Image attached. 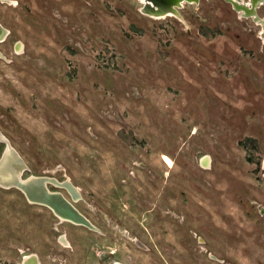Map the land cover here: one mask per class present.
Here are the masks:
<instances>
[{
	"label": "rangeland",
	"instance_id": "rangeland-1",
	"mask_svg": "<svg viewBox=\"0 0 264 264\" xmlns=\"http://www.w3.org/2000/svg\"><path fill=\"white\" fill-rule=\"evenodd\" d=\"M141 6L0 0V133L93 226L0 187V264H264V33Z\"/></svg>",
	"mask_w": 264,
	"mask_h": 264
},
{
	"label": "water",
	"instance_id": "water-1",
	"mask_svg": "<svg viewBox=\"0 0 264 264\" xmlns=\"http://www.w3.org/2000/svg\"><path fill=\"white\" fill-rule=\"evenodd\" d=\"M200 0H143L140 11L150 16L165 17L171 16L181 18L178 9L182 8L184 4H198ZM229 3L232 9L238 13L241 18H252L253 22L261 25L264 28V15L259 16L257 9L264 7V0H224ZM5 144L0 154V169L3 162L4 153L7 148L6 141H0ZM9 149L13 154L17 152L9 145ZM19 156V155H18ZM10 164L19 171L10 180H3L2 183L9 184L5 187L0 184V187L9 188L16 187L24 191L28 200L43 203L48 205L55 214L62 215L65 219L74 223L84 224L93 227L89 221L78 212V210L62 195V193L49 192L47 183L54 185L63 184L57 182L55 179L44 175H29L21 179L25 167L21 168L19 161L12 160ZM21 169V170H20ZM6 185V184H5ZM61 186H64L61 185ZM65 187V186H64ZM67 189V188H66Z\"/></svg>",
	"mask_w": 264,
	"mask_h": 264
},
{
	"label": "bare ground",
	"instance_id": "bare-ground-1",
	"mask_svg": "<svg viewBox=\"0 0 264 264\" xmlns=\"http://www.w3.org/2000/svg\"><path fill=\"white\" fill-rule=\"evenodd\" d=\"M141 2H143V0H140ZM171 16H173L172 14H169ZM262 16V15H261ZM153 17H156L158 18L157 16H153ZM260 34L264 33V28L260 25ZM262 29V30H261ZM1 30V29H0ZM2 36L0 37V41L2 40ZM21 46V45H20ZM20 47L19 45L16 46V49L18 50ZM0 141H6L7 142V148L5 150V153H4V158H3V162L1 164V167L2 169H0V180L3 181V180H10L16 173L19 174V171H17V169H15L11 164L10 162L12 160L14 161H19V165L21 166V168H24V165L23 163L21 162V159L20 157L18 156V154H13L11 152V150L9 149V145L10 143L8 142V140L5 138V136L0 133ZM11 146V145H10ZM15 151V150H14ZM202 161H204V159H202ZM204 163V162H203ZM207 164V163H206ZM21 170V169H20ZM36 176V175H35ZM53 178V177H52ZM21 179H23V177H21ZM57 180V179H56ZM68 180V179H67ZM65 181V182H62L64 184V186L67 187V190L73 195L74 198L77 197V193H76V189L74 188V186H72V184L69 182V181ZM0 181V184H3L5 187H8L9 184L7 183H2ZM6 184V185H5ZM63 184H58L59 186L60 185H63ZM48 187V186H47ZM22 191V189H20ZM48 191L49 192H56L55 190L52 191V189H49L48 188ZM24 193V191H22ZM59 192V191H58ZM72 197V196H71ZM65 198V197H64ZM78 198V197H77ZM75 201V199H72ZM263 212V211H262ZM59 219L61 221H65L67 219H65L62 215H59V214H56ZM22 264H38L37 263V260L35 258L34 255H27L24 257V260H23V263Z\"/></svg>",
	"mask_w": 264,
	"mask_h": 264
},
{
	"label": "flooded vegetation",
	"instance_id": "flooded-vegetation-1",
	"mask_svg": "<svg viewBox=\"0 0 264 264\" xmlns=\"http://www.w3.org/2000/svg\"><path fill=\"white\" fill-rule=\"evenodd\" d=\"M227 3V2H226ZM229 4V3H228ZM229 6H230V9L231 10H233L232 9V7H231V5L229 4ZM263 9H264V7L263 6H261ZM259 9V8H258ZM258 9H257V11H258ZM233 12H235L234 10H233ZM236 13V12H235ZM236 15H237V17L238 18H240L239 17V15H238V13H236ZM251 20H252V18H250ZM253 21V20H252ZM258 25V24H257ZM260 26V25H259ZM0 37L2 36V40L0 41V42H3V41H5L7 38H8V36H9V34H10V31L9 30H7L1 23H0ZM19 45V47H20V44L17 42L16 43V45H15V47L16 46H18Z\"/></svg>",
	"mask_w": 264,
	"mask_h": 264
}]
</instances>
